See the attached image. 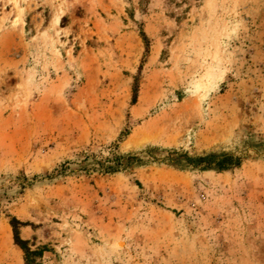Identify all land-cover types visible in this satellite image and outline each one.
Listing matches in <instances>:
<instances>
[{
	"label": "rangeland",
	"instance_id": "rangeland-1",
	"mask_svg": "<svg viewBox=\"0 0 264 264\" xmlns=\"http://www.w3.org/2000/svg\"><path fill=\"white\" fill-rule=\"evenodd\" d=\"M10 217L37 264H264V0H0V264H25Z\"/></svg>",
	"mask_w": 264,
	"mask_h": 264
},
{
	"label": "trees",
	"instance_id": "trees-1",
	"mask_svg": "<svg viewBox=\"0 0 264 264\" xmlns=\"http://www.w3.org/2000/svg\"><path fill=\"white\" fill-rule=\"evenodd\" d=\"M146 0H141V4H144ZM140 34V37L142 38L143 42H144V45H145V51L147 52V49H148V39L144 33L143 30H140L139 32ZM139 70H141V67H139ZM137 79L134 78V83H133V86H132V103H135L136 102V98H137V92H138V85L136 83ZM126 130H124L123 132H121L120 134V138H124L127 134H126ZM232 161V158L231 157H226L222 160L221 163L218 164V167L220 169H227L230 165L233 166H238V164L235 163H232L230 162ZM106 170L108 171H113V168L112 167H107ZM9 225L12 229V235H13V241H14V244L16 246H18L21 251L23 252V255H24V262L25 264H37V258L39 257V251L38 250H32L29 245H28V242L23 240L21 237H20V233H19V230L21 227L23 226H26L27 224L24 223V222H21L20 220H18L16 217H10L9 218Z\"/></svg>",
	"mask_w": 264,
	"mask_h": 264
},
{
	"label": "bare ground",
	"instance_id": "bare-ground-1",
	"mask_svg": "<svg viewBox=\"0 0 264 264\" xmlns=\"http://www.w3.org/2000/svg\"><path fill=\"white\" fill-rule=\"evenodd\" d=\"M59 21V16L57 15L55 18H54V24H57Z\"/></svg>",
	"mask_w": 264,
	"mask_h": 264
}]
</instances>
